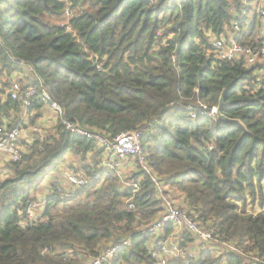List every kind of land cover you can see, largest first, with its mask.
Wrapping results in <instances>:
<instances>
[{
  "label": "trees",
  "instance_id": "16d2710c",
  "mask_svg": "<svg viewBox=\"0 0 264 264\" xmlns=\"http://www.w3.org/2000/svg\"><path fill=\"white\" fill-rule=\"evenodd\" d=\"M244 0H0V79L33 66L22 79L46 89L65 116L109 140L142 130L144 156L173 199L219 236L206 251L188 232L190 264H264V211L252 209L264 181V66L245 60L219 61L209 35L231 30ZM71 12L68 16L67 11ZM250 22L257 44L260 15ZM29 82V83H27ZM224 93L220 119L216 108ZM44 101L36 97V124ZM21 101L0 89V124L19 123ZM35 140L19 162L0 176V264H86L125 239L109 264H156L143 231L163 211L157 188L138 159L114 176L100 167L105 153L96 140L52 129ZM71 154L87 175L102 172L76 195L60 200L63 181H49L42 217L31 222L19 211L39 200L37 191ZM74 157L82 160L78 166ZM133 165L134 167H131ZM138 181L140 190L126 189ZM62 186V185H61ZM36 194V195H35ZM250 194L251 197H248ZM38 196V197H37ZM132 199L134 207H129ZM166 236L171 228L164 230ZM169 264H186L182 258Z\"/></svg>",
  "mask_w": 264,
  "mask_h": 264
},
{
  "label": "built area",
  "instance_id": "2783aa9c",
  "mask_svg": "<svg viewBox=\"0 0 264 264\" xmlns=\"http://www.w3.org/2000/svg\"><path fill=\"white\" fill-rule=\"evenodd\" d=\"M243 6L244 10L241 17L232 21L231 25L233 28L231 27L228 33L220 36L209 35L212 45L211 54L219 61L244 59L247 66L255 65L256 63H261L264 66V0H244ZM252 6L255 7L253 12H251ZM67 14L71 16L69 10ZM256 15H260V30L256 39L257 49L254 44L240 42L241 39L249 40L251 21L244 28L240 23L249 18L253 19ZM33 73H36L33 66H24L23 72L17 71L14 73V80H12L9 87L5 86L3 78L0 79V89L4 90L12 99L21 101L19 123L11 128L0 124V176L9 174L6 168L7 162L15 163L21 161L35 140L45 141L48 135L52 133V129L59 124L71 133L96 140L105 151L100 167L111 171L114 176H121L124 166H127L130 160L134 161L135 159H138L142 170L151 176L157 188L159 199L162 202L163 211L146 226L143 233L152 236L148 243L152 255L156 257V264H169L172 259L178 258L185 259L186 264H190L188 257L191 254H188L183 247L185 244V232L196 238V242L193 243L194 246L200 244L206 251H212V253L216 251L213 242L230 250H236L234 245L224 241L221 242L219 236H214L211 231L205 229L202 224L180 206L179 200L173 199L170 194L166 193V190H169L167 185L155 174L145 159L142 130L122 132L109 140L96 132L82 127L78 123L70 121L65 116L63 117L64 111L61 105L46 89H42L40 92L34 84H28V87L23 88L22 79H26ZM261 81H263L264 85V75ZM36 97H41L45 104L42 109L33 111L40 118L36 124H32L30 121V115L32 114L30 108L33 106V101ZM69 155L71 154L67 155V160L57 170L61 173V177L58 180L63 181L62 186H58L55 192L60 200L69 199L71 196L76 195L93 180L100 179L102 175L101 171L87 175L82 170L77 169L69 159ZM130 166L134 167L133 165ZM50 174L54 175L53 172ZM49 181H53L55 185L54 179ZM124 187L133 192H138L140 183L138 181H128ZM50 192L51 190L47 191L46 197L40 196L39 200L29 202L25 211L21 210L19 213H24V216L31 222L38 219L45 220L42 217V213L46 198L53 196V193ZM127 202L129 207H134L132 199H128ZM168 227L171 228V232L166 236L164 230ZM130 244V239L116 243L106 249L103 254L89 259L86 264H109L121 247L129 246Z\"/></svg>",
  "mask_w": 264,
  "mask_h": 264
},
{
  "label": "rangeland",
  "instance_id": "374dc122",
  "mask_svg": "<svg viewBox=\"0 0 264 264\" xmlns=\"http://www.w3.org/2000/svg\"><path fill=\"white\" fill-rule=\"evenodd\" d=\"M255 11V7L252 6V11L253 12ZM250 15V14H248ZM252 15V14H251ZM253 17V15H252ZM260 29V25H258V27H256V31ZM222 35H225V34H222ZM143 144V142H142ZM76 163L79 165H81L82 163V160H80V158L78 159L77 157H74ZM4 175H1V177H3ZM52 178L51 175H47L45 181L42 183V185L38 188L40 189V191L38 190L37 193L39 192V196H44L46 197L47 196V190L46 188L50 186V182L49 180ZM257 192H256V196H255V199L253 202V204L256 205L254 206V208L252 209V204L250 202V200L248 201V205H247V212L248 213H258V212H263L264 211V181L261 183V185H257V188H256ZM36 195V194H35ZM249 196L248 197H251L250 194H248ZM38 197V196H37ZM252 199V197H251Z\"/></svg>",
  "mask_w": 264,
  "mask_h": 264
},
{
  "label": "water",
  "instance_id": "95a60500",
  "mask_svg": "<svg viewBox=\"0 0 264 264\" xmlns=\"http://www.w3.org/2000/svg\"><path fill=\"white\" fill-rule=\"evenodd\" d=\"M225 101H224V93H222L221 97H220V103L218 105V107L216 108V114L217 116L220 118V119H223L227 122H230V123H241L239 120H236V119H231V118H228L226 116H224L221 112V110L225 107Z\"/></svg>",
  "mask_w": 264,
  "mask_h": 264
},
{
  "label": "crops",
  "instance_id": "0c3cea01",
  "mask_svg": "<svg viewBox=\"0 0 264 264\" xmlns=\"http://www.w3.org/2000/svg\"><path fill=\"white\" fill-rule=\"evenodd\" d=\"M46 111H48V110H46ZM48 113L51 114L49 111H48ZM69 159H70V160L72 159V155H69ZM127 168H128V166H124V168H123L124 172H125V171H128ZM53 174H54L53 176L50 174V175L52 176L51 179L56 180L57 178H60V177H61V173L58 172V171L53 172Z\"/></svg>",
  "mask_w": 264,
  "mask_h": 264
}]
</instances>
